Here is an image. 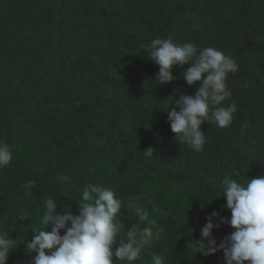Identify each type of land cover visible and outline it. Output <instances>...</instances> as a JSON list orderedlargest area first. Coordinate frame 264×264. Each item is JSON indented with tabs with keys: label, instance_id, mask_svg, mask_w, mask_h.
Instances as JSON below:
<instances>
[{
	"label": "trees",
	"instance_id": "obj_1",
	"mask_svg": "<svg viewBox=\"0 0 264 264\" xmlns=\"http://www.w3.org/2000/svg\"><path fill=\"white\" fill-rule=\"evenodd\" d=\"M154 38L214 47L239 66L220 105H236L233 120L202 125H212L210 136L192 165L175 147L165 111H179L174 98L200 84H186L184 65L159 85V66L144 50ZM0 140L13 151L0 169V232L18 240L8 264H31L24 244L45 197L58 213L78 215L89 183L123 201V233L150 226L130 200L156 221L159 235L132 264H152L155 254L163 264H225L222 251L206 257L194 241L212 213L231 218L226 176L264 175V0H0ZM149 148L152 155L142 152ZM64 175L68 182L58 179ZM232 231L222 224L212 236L219 244Z\"/></svg>",
	"mask_w": 264,
	"mask_h": 264
},
{
	"label": "clouds",
	"instance_id": "obj_2",
	"mask_svg": "<svg viewBox=\"0 0 264 264\" xmlns=\"http://www.w3.org/2000/svg\"><path fill=\"white\" fill-rule=\"evenodd\" d=\"M144 50L147 59L159 66L155 77L159 85L177 79L173 70L184 65H190L183 72L186 84H200L194 95L174 98L173 103L179 111L170 108L165 111L175 147L187 150L184 156L188 165H192L209 140L207 128L212 125L206 128L202 125L208 122L226 128L233 120L236 105H220L232 95L227 80L239 66L232 57L214 47L198 49L192 42L177 44L172 38H154L145 44ZM153 151L149 148L142 152L152 155ZM12 159V146L0 140V169L8 166ZM261 167L264 169V162ZM238 177L239 172L232 171L222 181L223 198H226L231 218L212 213L200 230L201 239L194 243L199 253L206 257L222 251L225 264H264V175L243 179L245 182H241L242 178L238 182ZM58 179L68 182L70 177L64 175ZM33 184L29 181L23 185L26 194L31 195ZM78 204V215H73L69 208L68 211L64 208L60 214L57 201L45 197L39 225L31 229L35 235L24 244L27 253L34 254L31 264H115V261L132 264L140 258L145 246L159 235L156 221L149 219V211L139 204L134 205L131 200L127 207L134 208L138 219L147 221L150 226H136L123 233V224L118 219L123 201L110 187L85 185ZM24 218L20 216V220ZM222 224L233 231L217 244L212 233ZM118 236L124 238L117 244ZM17 242L0 232V264H8L9 253L17 249ZM152 264H163L162 257L155 254Z\"/></svg>",
	"mask_w": 264,
	"mask_h": 264
}]
</instances>
